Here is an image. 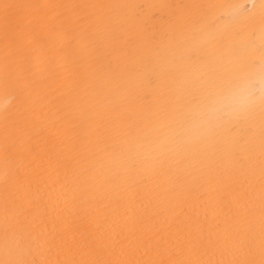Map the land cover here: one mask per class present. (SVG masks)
I'll return each instance as SVG.
<instances>
[{
	"label": "snow or ice",
	"instance_id": "obj_1",
	"mask_svg": "<svg viewBox=\"0 0 264 264\" xmlns=\"http://www.w3.org/2000/svg\"><path fill=\"white\" fill-rule=\"evenodd\" d=\"M0 264H264V0H0Z\"/></svg>",
	"mask_w": 264,
	"mask_h": 264
},
{
	"label": "bare ground",
	"instance_id": "obj_2",
	"mask_svg": "<svg viewBox=\"0 0 264 264\" xmlns=\"http://www.w3.org/2000/svg\"><path fill=\"white\" fill-rule=\"evenodd\" d=\"M39 2L50 3H86V2H133L144 5H162V4H197V3H221L225 0H39ZM239 2H248V0H239ZM167 9L163 8H149L146 10V20L150 19L152 15H166Z\"/></svg>",
	"mask_w": 264,
	"mask_h": 264
}]
</instances>
